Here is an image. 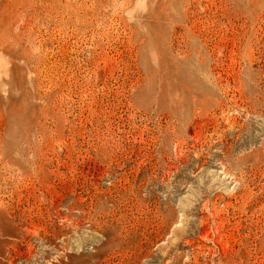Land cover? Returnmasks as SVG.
<instances>
[{
	"label": "rangeland",
	"instance_id": "1",
	"mask_svg": "<svg viewBox=\"0 0 264 264\" xmlns=\"http://www.w3.org/2000/svg\"><path fill=\"white\" fill-rule=\"evenodd\" d=\"M0 264H264V0H0Z\"/></svg>",
	"mask_w": 264,
	"mask_h": 264
}]
</instances>
